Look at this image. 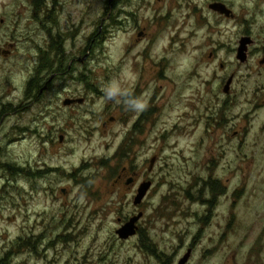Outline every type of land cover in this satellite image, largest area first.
I'll return each mask as SVG.
<instances>
[{
  "label": "clouds",
  "instance_id": "9594fccd",
  "mask_svg": "<svg viewBox=\"0 0 264 264\" xmlns=\"http://www.w3.org/2000/svg\"><path fill=\"white\" fill-rule=\"evenodd\" d=\"M0 264H264V0H0Z\"/></svg>",
  "mask_w": 264,
  "mask_h": 264
}]
</instances>
